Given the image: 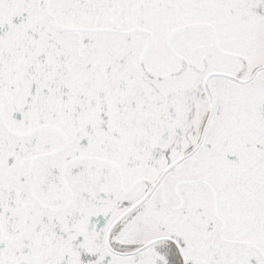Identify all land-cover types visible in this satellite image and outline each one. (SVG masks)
<instances>
[{
	"label": "flooded vegetation",
	"instance_id": "obj_1",
	"mask_svg": "<svg viewBox=\"0 0 264 264\" xmlns=\"http://www.w3.org/2000/svg\"><path fill=\"white\" fill-rule=\"evenodd\" d=\"M263 19L0 0V264H264Z\"/></svg>",
	"mask_w": 264,
	"mask_h": 264
},
{
	"label": "rangeland",
	"instance_id": "obj_2",
	"mask_svg": "<svg viewBox=\"0 0 264 264\" xmlns=\"http://www.w3.org/2000/svg\"><path fill=\"white\" fill-rule=\"evenodd\" d=\"M253 27H254V25H253ZM255 30L257 31V29H255ZM241 40L242 41H252V40L254 41L255 40L254 31L253 30H247L246 31V34L243 35V37L241 38ZM252 50L255 52L253 46H252ZM262 58H264V57H262Z\"/></svg>",
	"mask_w": 264,
	"mask_h": 264
}]
</instances>
